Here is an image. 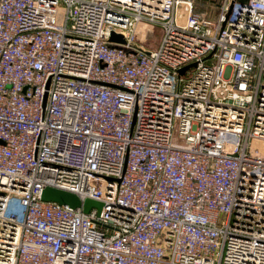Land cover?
Here are the masks:
<instances>
[{
    "label": "built area",
    "instance_id": "2783aa9c",
    "mask_svg": "<svg viewBox=\"0 0 264 264\" xmlns=\"http://www.w3.org/2000/svg\"><path fill=\"white\" fill-rule=\"evenodd\" d=\"M0 264H264V0H0Z\"/></svg>",
    "mask_w": 264,
    "mask_h": 264
},
{
    "label": "water",
    "instance_id": "95a60500",
    "mask_svg": "<svg viewBox=\"0 0 264 264\" xmlns=\"http://www.w3.org/2000/svg\"><path fill=\"white\" fill-rule=\"evenodd\" d=\"M109 39L123 42L120 35H116L113 33L110 34ZM188 66L189 65H186L182 67L181 69H179V74H182L183 70L187 68ZM41 198L44 200L54 201L58 204H67L71 207H78L80 204L78 198L74 194L63 191V190L55 189V188H49V187L43 189ZM82 206H83V210L87 211L90 207H95L99 209L100 203L97 201L91 200V199H85L82 203Z\"/></svg>",
    "mask_w": 264,
    "mask_h": 264
},
{
    "label": "rangeland",
    "instance_id": "374dc122",
    "mask_svg": "<svg viewBox=\"0 0 264 264\" xmlns=\"http://www.w3.org/2000/svg\"><path fill=\"white\" fill-rule=\"evenodd\" d=\"M135 34L138 40V44H140L141 46L147 49H155L161 37V28L157 24L146 21H140L136 27ZM171 134H172V142L175 145L186 147V145L183 144L182 141L178 139L176 121L173 122Z\"/></svg>",
    "mask_w": 264,
    "mask_h": 264
},
{
    "label": "crops",
    "instance_id": "0c3cea01",
    "mask_svg": "<svg viewBox=\"0 0 264 264\" xmlns=\"http://www.w3.org/2000/svg\"><path fill=\"white\" fill-rule=\"evenodd\" d=\"M200 10H202V11H205V10H209L210 8H206L205 10H203V7L201 8H199ZM213 13H211V15H212Z\"/></svg>",
    "mask_w": 264,
    "mask_h": 264
}]
</instances>
